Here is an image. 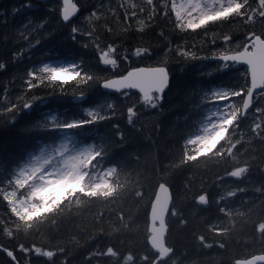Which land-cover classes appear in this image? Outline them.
<instances>
[{
	"label": "trees",
	"instance_id": "1",
	"mask_svg": "<svg viewBox=\"0 0 264 264\" xmlns=\"http://www.w3.org/2000/svg\"><path fill=\"white\" fill-rule=\"evenodd\" d=\"M74 2L78 15L65 23L58 0H0V63L6 64L0 99H8L0 102V264H151L156 254L147 242L148 214L160 183L172 196L166 222L172 255L161 264H235L264 253V90L241 116L246 68L210 59L241 50L254 36L264 39V0H240L230 19L193 29L180 23L175 0H123L120 8V0ZM93 11L101 15L93 18V35L102 47L118 46L116 69L70 39L72 27H90ZM141 26L143 33L136 31ZM37 39L40 45L31 47ZM176 45L169 56L180 63L168 65L172 79L162 105L159 97L143 101L132 91L126 98L103 91L104 79L95 76L155 66ZM145 46L150 55L132 56ZM183 51L191 57H181ZM125 53L128 62L119 59ZM81 60L83 67H73L68 77L39 68L26 75L42 63ZM213 85L236 90L238 103L233 121L203 149L189 137L199 131ZM79 95L85 97L74 101ZM96 105L101 109L89 117L85 109ZM65 133L73 144H92L78 183L35 198L36 211L13 210L7 193L28 191L16 183L22 163Z\"/></svg>",
	"mask_w": 264,
	"mask_h": 264
},
{
	"label": "rangeland",
	"instance_id": "2",
	"mask_svg": "<svg viewBox=\"0 0 264 264\" xmlns=\"http://www.w3.org/2000/svg\"><path fill=\"white\" fill-rule=\"evenodd\" d=\"M239 1V0H238ZM237 5V0H176L175 7L179 21L186 24L187 28L193 29L201 24L208 17L222 13L224 19L230 17L228 14ZM234 7V8H233ZM180 16V17H179ZM264 20H262L263 22ZM261 22V20H259ZM53 62V61H52ZM66 63L71 71L64 74L59 67L49 70L56 76L68 77L72 72V63ZM51 63V62H48ZM232 64V63H231ZM226 90L219 92L218 90ZM229 92V93H228ZM228 93V94H227ZM210 97L209 105L205 109L204 119L199 125L200 131L189 137V143L206 149L212 142H215L225 130L226 125L233 121L235 107L237 105L236 90H230L223 85H214L207 93ZM101 105L85 109L89 117L96 115ZM46 117L51 118L48 113ZM72 136L69 133L63 134L57 145H42L37 152L30 154L29 158L21 165L16 174V183L20 188L25 187L26 196H16L15 192L7 193L11 208L20 213H29L38 209L35 198L48 194L52 189L59 193L66 184L74 185L82 175L83 162L92 152V144H73ZM110 168L104 170L105 174L110 173ZM105 183L102 179L98 184ZM21 190V189H20ZM42 255L48 256L45 251Z\"/></svg>",
	"mask_w": 264,
	"mask_h": 264
},
{
	"label": "snow or ice",
	"instance_id": "3",
	"mask_svg": "<svg viewBox=\"0 0 264 264\" xmlns=\"http://www.w3.org/2000/svg\"><path fill=\"white\" fill-rule=\"evenodd\" d=\"M151 2L153 3H158V0H151ZM123 3V0H120V3L118 5V8L121 7ZM160 7L162 8L163 5H160ZM123 11V9H121ZM13 11H16V9H14ZM78 12V7L76 3H73V0H63V6L61 9V16L63 21L67 22L70 20L71 17L75 16L76 13ZM112 15H116L115 10L111 11ZM93 18L95 21H100L101 20V15L97 14V12L93 11L92 13L89 14V25L90 27L81 29L79 27H72L71 28V41L73 43L79 44L80 46H82L85 49H92L94 51H96L98 53V62L105 67H110L111 69H116L119 66V61L117 58V52H118V46L116 44H112V43H108L106 45H104L103 47L101 46V44L99 43V39L100 37L98 35L94 36L93 32L96 30L97 27H91V24L93 22ZM213 20V18L208 17L207 21L209 23H211ZM37 28H42L43 27V23H40L38 25H36ZM35 30V28L33 29ZM144 28L143 26H141L140 28L136 29V31H139L141 33L144 32ZM108 31V30H106ZM161 37H163V31L158 33ZM21 35H23V33H21ZM77 35H82V36H87L89 38L88 41L81 43L80 41L77 40ZM128 35L125 34V36L122 39H127ZM25 40H28L29 37L28 36H24L23 37ZM121 38V37H118ZM41 43V41L39 39H37L35 41L34 44L31 45V47H37L39 46ZM165 43L167 45H172L171 44V40L170 39H165ZM180 45H176L173 47H170V50H166L163 54V58L159 61H157V64L155 66H144V68H150L153 71H151L148 74L139 76V77H134L133 79L129 80L128 82H126L125 84H123L119 91H118V95H120L121 97H128L131 94V91L134 90L135 93H137L138 95L141 93V89L144 90L145 95L150 99L152 96H158L159 97V105L163 104V100H164V93L168 90L169 86H170V82L172 79V74L169 71V63H180V59L177 58H170L169 54L173 53L175 51L176 48H179ZM151 54V50L149 46H145L143 48H139L136 47L133 51H132V56L139 58V57H143V56H148ZM191 53L187 52V51H183L180 53L181 57H191ZM119 59L124 60L125 62L129 61V56L127 55V53L123 54L122 56L119 57ZM59 67L61 69V71L64 74H67L71 71V68L66 66V63H56V62H51V63H42L39 66L33 67L29 73H27V76H32L35 74V71L37 68H39V70L41 72H47L49 70H53L55 68ZM72 67H79L82 68L83 67V61L81 60L80 62H75L72 64ZM6 68V64L4 63H0V71L4 70ZM134 69L131 67V69L129 70V72L133 71ZM124 75H128V73L126 72V74ZM91 76V74H90ZM96 78L99 79H104V83L101 84L102 87L106 88L109 91H116L117 89L115 87H112L110 85V83L108 82L107 78L101 77L99 74H95ZM66 81H50V83H65ZM25 83H30L29 80H25ZM226 90H218L217 94H219V92H224ZM6 95V94H5ZM0 102H8V99L5 101V99H0ZM159 105H153L154 107H158ZM15 123V122H14Z\"/></svg>",
	"mask_w": 264,
	"mask_h": 264
},
{
	"label": "water",
	"instance_id": "4",
	"mask_svg": "<svg viewBox=\"0 0 264 264\" xmlns=\"http://www.w3.org/2000/svg\"><path fill=\"white\" fill-rule=\"evenodd\" d=\"M61 2V9L63 6V0ZM73 3L74 0H73ZM78 7V6H77ZM60 9V16H61ZM79 12V7H78ZM78 12L75 16L71 17L69 21L75 18L78 15ZM62 18V16H61ZM63 20V19H62ZM67 21V22H69ZM65 22V21H63ZM65 22V23H67ZM210 59L220 60L225 63H237L241 66H244L248 71L249 86L248 90L244 95L243 104L241 107V116L252 107V97L253 95L264 89V39L256 36L252 38L241 50L237 52H231L227 54H220L213 56ZM133 71L129 72L128 75L126 72L123 75L115 76L108 78V82L112 87H115L116 91H109L106 88L102 87V90L106 92H118L120 87L133 79L134 77H139L153 71L150 68H144V66L133 67ZM105 81H102L103 84ZM135 92L134 90H132ZM142 100L147 101L149 99L144 90L141 89L140 93ZM85 95H79L74 98V101H80ZM264 169V165H263ZM172 196L169 188L164 184L160 183L157 186L155 195L151 201L148 214V238L147 242L149 247L157 253V257L152 264H157L160 261H165L172 255V249L169 248L166 244V235H167V224L166 219L171 207ZM1 249V247H0ZM9 253V252H8ZM12 258V254H8ZM235 264H264V253H258L247 257L245 259H239L235 261Z\"/></svg>",
	"mask_w": 264,
	"mask_h": 264
}]
</instances>
